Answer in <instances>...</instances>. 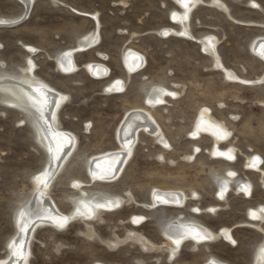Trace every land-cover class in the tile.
<instances>
[{
  "label": "rangeland",
  "instance_id": "1",
  "mask_svg": "<svg viewBox=\"0 0 264 264\" xmlns=\"http://www.w3.org/2000/svg\"><path fill=\"white\" fill-rule=\"evenodd\" d=\"M202 1L204 5L192 12L188 23L193 40L157 33L181 30L170 19L171 13H181L174 0H34L27 19L0 27V75L25 77L19 71L30 59L34 75L68 97L58 121L62 130L77 138V147L48 192L57 209L68 213L74 208L80 191L73 185L79 183L86 194L128 200L127 206L93 223V239L80 234L85 228L78 223L63 232L38 229L29 264H209L212 258L225 264L253 263L264 241V224L249 217L251 210L264 205V82L255 83L264 74V62L250 52V44L264 37V0H216L228 7L229 16L205 5L212 0ZM248 1L260 9H252ZM22 13L19 0H0V18H18ZM95 29L100 36L98 45L74 56L79 70L68 75L59 72L55 57ZM209 36L218 42L216 51L223 67L254 84L228 80L214 68L213 59L194 42ZM26 47L35 54L30 55ZM127 51L144 61L131 74L123 61ZM88 64H100L107 75L95 78L84 68ZM114 80L124 81L125 88L107 95L104 89ZM152 87L178 94L151 110L169 146L163 148L139 131L117 181H91L90 159L119 150L116 131L126 113L147 110L144 98ZM5 98L0 94V259L6 256L7 243L15 234L17 211L32 196V179L47 163L29 116L4 105ZM202 109L230 132L219 146L235 150L232 163L210 155L213 141L209 136L190 137ZM248 158L258 163L262 174L246 167ZM229 176L224 199L219 200V184ZM242 185L248 194L239 189ZM155 190L184 193L187 203L180 209L150 207ZM132 217L144 221L134 226ZM172 219L193 222L214 233L230 229L233 241L219 239L197 249L188 242L171 262L164 249L145 253L127 242L111 251L104 244L135 231L155 245L165 246L161 228Z\"/></svg>",
  "mask_w": 264,
  "mask_h": 264
},
{
  "label": "bare ground",
  "instance_id": "2",
  "mask_svg": "<svg viewBox=\"0 0 264 264\" xmlns=\"http://www.w3.org/2000/svg\"><path fill=\"white\" fill-rule=\"evenodd\" d=\"M19 1L23 8L22 15L18 18H0V27L16 25L24 21L23 17L25 16L26 7L30 4L33 5L34 0ZM174 1L180 6L181 13H171L170 19L178 23L181 30L175 31L165 29L157 31V33L161 36H168L171 34L186 39H192L193 37L188 25L189 19L192 12L199 5H204V2L202 0H183V3L181 0ZM205 5L215 6L229 16V9L224 3L212 0L208 4L205 3ZM248 5L256 11L260 9L259 6L251 1H248ZM95 18L96 16L94 19ZM97 31L98 30L95 29L80 37L71 50H66L55 57L54 62L59 72L68 75L79 70L74 56L77 53L93 49L98 45L100 36ZM194 42L200 45L203 53L213 59L214 68L220 69L226 79L239 81L243 84H254V82L248 80H240L233 71L231 72L223 67L216 51L218 42L215 37L209 36ZM26 49L30 55L35 54L34 49L28 47H26ZM250 52L264 62V37L253 39L250 44ZM29 61L31 60L28 59L25 67L19 71L22 75H25V77L16 78L0 75V94L6 96L4 105L18 109L29 116L31 126L35 133V140L45 151L47 163L41 173L32 179L33 192L30 200L16 213L14 218L16 231L13 238L7 243V254L4 258L0 259V264H29L32 252L31 244L35 233L41 228H52L56 231L63 232L66 231L71 224L78 223L85 228V231L80 234H83L87 239H93V237L96 236L92 226L93 223L101 222L104 215L117 212V210L128 205V200L126 201L122 197L105 195L102 193L86 194L84 191L80 190L81 185L78 182L79 184L73 185V187L80 191V196L73 202L74 208L68 213H62L57 209V205H55L49 197L48 192L56 177L63 171L62 167L75 151L77 147V138L70 132L62 130L59 126L58 112L67 103L68 97L37 78L34 75V66L32 62L29 63ZM123 61L126 65L128 74H131L143 64V60L141 61L140 57L132 51H127L123 54ZM84 68L87 69L92 76H96L95 78L102 79L107 75L106 69L100 64H88ZM263 82L264 74L257 77L255 80V83ZM124 88V81L114 80L106 86L104 92L107 95L116 94L122 92ZM177 95V93L170 92L161 87H152L148 90L144 98V104L147 110H131L126 113V116L116 131V140L119 144V150L105 152L90 159L87 164V171L91 181L113 183L118 179L124 164L132 155L133 148L136 144V136L139 131H144L154 138L163 148H167L169 145L166 143L167 141L165 142L161 128L152 118L151 110L166 105V97L174 98ZM63 97H66V99H63ZM211 116L209 111L202 109L195 121L190 137L192 139H197L201 135L209 136L213 141L210 155L228 164L232 163L236 156L235 150L233 148L221 150L219 146L229 139V136H231L230 132L223 124L215 121L216 119H213ZM165 145H167V147H165ZM57 156L60 157L59 160L56 159ZM229 156H231L232 159H228ZM116 160H119V163H114ZM257 164L253 159L248 158L246 167L259 170ZM259 171L261 173V170ZM231 178L232 177L229 176L219 184V200L224 199ZM239 189L244 192V194H248L249 192L246 185H242ZM187 200V195L181 192L155 190L152 193L150 207L161 206L180 209L185 206ZM216 209L217 207L211 210L215 211ZM262 209H264V205L256 207L249 213L251 221H256V224L259 223L261 226L264 224V211H262ZM199 212L201 211L198 210V213ZM253 212L256 215L255 219L252 218ZM58 217L68 218L63 228L58 226L60 223ZM142 221H144L142 217L131 218V223L134 226H139ZM261 226H258L257 229L262 230ZM230 231V229L222 228L214 233L196 223L172 219L167 221L161 228V235L167 242L165 246L163 245L164 247L155 245L146 237L135 231H126L127 236L124 239L115 238L114 241H107L104 244L111 251H114L127 242L136 245L145 253H157L164 249L168 256L167 261L171 262L178 256L182 247L188 242L192 245L193 249H197L198 246L202 244L213 243L219 239H224L232 243L233 239ZM177 239L180 240L179 246L174 243V240ZM17 249L23 252V258L17 253ZM209 264L225 263L212 258L209 259ZM252 264H264V241L256 251Z\"/></svg>",
  "mask_w": 264,
  "mask_h": 264
},
{
  "label": "snow or ice",
  "instance_id": "3",
  "mask_svg": "<svg viewBox=\"0 0 264 264\" xmlns=\"http://www.w3.org/2000/svg\"><path fill=\"white\" fill-rule=\"evenodd\" d=\"M181 2L183 3V0H181ZM29 63H31V61H29ZM117 83H119V82H117ZM109 90H111V89H109ZM121 90H122V89H121ZM165 94H168V93H165ZM63 99H66V97H63ZM165 147H167V145H165ZM197 151H198V149H197ZM56 159L59 160L60 157L57 156ZM228 159H232V157L229 156ZM255 159H256L257 162L259 161V158H258V157L255 158ZM114 163H119V160L114 161ZM229 175H233V173H229ZM221 198H222V197H221ZM78 211H79V210H78ZM262 211H264V209H262ZM252 218H253V219L256 218V215H255L254 212L252 213ZM58 219H59V221H60V223L58 224V226L61 227V228H63V227H64V224L67 222V219H68V218H67V217H58ZM174 243H175L177 246H179V244H180V240H178V239H177V240H174ZM17 253L20 255L21 258H23V252H22L20 249H17Z\"/></svg>",
  "mask_w": 264,
  "mask_h": 264
},
{
  "label": "water",
  "instance_id": "4",
  "mask_svg": "<svg viewBox=\"0 0 264 264\" xmlns=\"http://www.w3.org/2000/svg\"><path fill=\"white\" fill-rule=\"evenodd\" d=\"M31 8H32V5L31 4L26 7L25 16L23 17L24 20L27 19L28 15L30 13ZM9 26H13V25H9ZM3 27H6V26H3Z\"/></svg>",
  "mask_w": 264,
  "mask_h": 264
}]
</instances>
